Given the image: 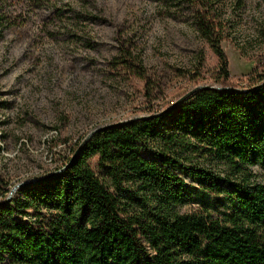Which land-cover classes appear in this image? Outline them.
Returning <instances> with one entry per match:
<instances>
[{
	"label": "trees",
	"instance_id": "1",
	"mask_svg": "<svg viewBox=\"0 0 264 264\" xmlns=\"http://www.w3.org/2000/svg\"><path fill=\"white\" fill-rule=\"evenodd\" d=\"M178 1L195 6V28L218 59L215 85L96 130L62 173L16 198L0 176V263L264 264V185L251 182L252 167L264 170V77L230 82L208 13ZM190 155L226 171L183 164ZM188 204L199 209L178 212Z\"/></svg>",
	"mask_w": 264,
	"mask_h": 264
},
{
	"label": "rangeland",
	"instance_id": "2",
	"mask_svg": "<svg viewBox=\"0 0 264 264\" xmlns=\"http://www.w3.org/2000/svg\"><path fill=\"white\" fill-rule=\"evenodd\" d=\"M197 2L221 38L230 82L263 78L264 0ZM195 11L178 0H0V176L8 197L62 173L92 132L213 87L219 63L195 28ZM197 156L183 164L226 171ZM251 173L264 185L263 169Z\"/></svg>",
	"mask_w": 264,
	"mask_h": 264
},
{
	"label": "water",
	"instance_id": "3",
	"mask_svg": "<svg viewBox=\"0 0 264 264\" xmlns=\"http://www.w3.org/2000/svg\"><path fill=\"white\" fill-rule=\"evenodd\" d=\"M200 89H211V87H198V88H196V89H194L193 91H191L190 93H188L187 95H185L181 100H184L186 97H188L192 92H194V91H196V90H200ZM181 100H179V101H181ZM179 101L178 102H176L175 104H173V106H175L176 104H178L179 103ZM167 110H165L164 112H166ZM105 127H108V126H105ZM95 132V131H94ZM94 132H92L88 137H90ZM87 137V138H88ZM76 155V152H75V154H74V156ZM74 156H73V158H74ZM47 178V177H46ZM39 181V180H38ZM37 181V182H38ZM8 199H9V197H8Z\"/></svg>",
	"mask_w": 264,
	"mask_h": 264
}]
</instances>
